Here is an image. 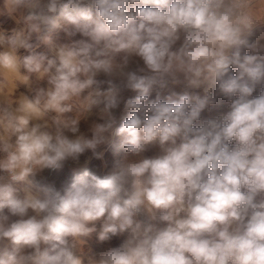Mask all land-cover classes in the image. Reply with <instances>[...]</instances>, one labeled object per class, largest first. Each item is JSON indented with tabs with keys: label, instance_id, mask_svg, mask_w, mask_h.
Returning a JSON list of instances; mask_svg holds the SVG:
<instances>
[{
	"label": "clouds",
	"instance_id": "1",
	"mask_svg": "<svg viewBox=\"0 0 264 264\" xmlns=\"http://www.w3.org/2000/svg\"><path fill=\"white\" fill-rule=\"evenodd\" d=\"M0 264H264V0H0Z\"/></svg>",
	"mask_w": 264,
	"mask_h": 264
},
{
	"label": "rangeland",
	"instance_id": "2",
	"mask_svg": "<svg viewBox=\"0 0 264 264\" xmlns=\"http://www.w3.org/2000/svg\"><path fill=\"white\" fill-rule=\"evenodd\" d=\"M61 175H64L63 173Z\"/></svg>",
	"mask_w": 264,
	"mask_h": 264
}]
</instances>
